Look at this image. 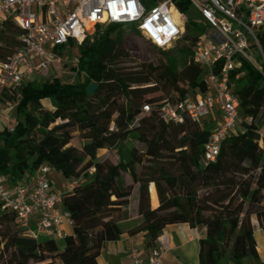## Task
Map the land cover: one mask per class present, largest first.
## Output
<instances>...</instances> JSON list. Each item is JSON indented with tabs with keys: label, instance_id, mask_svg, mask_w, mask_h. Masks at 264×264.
<instances>
[{
	"label": "trees",
	"instance_id": "trees-1",
	"mask_svg": "<svg viewBox=\"0 0 264 264\" xmlns=\"http://www.w3.org/2000/svg\"><path fill=\"white\" fill-rule=\"evenodd\" d=\"M173 2L187 15L188 0ZM123 27L136 33L131 25L99 26L102 32L81 42L77 82H31L3 94L5 102L16 105L17 115L13 132H0V176L6 185L29 179L44 164L76 184L61 195V206L72 220L61 250L52 238L26 236L15 215L0 204V264H97L104 245L121 235L122 209L135 187L140 223L127 234H143L145 250L155 248L167 226L187 225L204 230L198 264L258 262L252 220L264 233L263 76L241 60L231 80L244 117L242 132L225 138L215 161L205 162L211 125L202 129L188 119L165 120L160 113L166 103L205 91L202 69L190 59L204 27L187 17L183 37L167 51L155 49L163 56L159 65L131 59ZM21 36L11 20L0 23L1 62L20 49ZM255 36L264 56V31ZM90 84L96 89L87 96ZM157 93L161 96L152 97ZM44 98L52 110L42 107ZM75 136L80 148L70 145ZM128 141L141 149L126 148ZM101 150H114L117 162L100 161ZM149 191L154 205L157 198L155 209Z\"/></svg>",
	"mask_w": 264,
	"mask_h": 264
},
{
	"label": "built area",
	"instance_id": "built-area-1",
	"mask_svg": "<svg viewBox=\"0 0 264 264\" xmlns=\"http://www.w3.org/2000/svg\"><path fill=\"white\" fill-rule=\"evenodd\" d=\"M188 2L204 27L191 49L190 59L202 69L205 91L174 105L166 103L160 113L165 120L181 123L188 119L198 125L212 116L203 157L205 162H214L222 141L236 133L238 124L239 101L234 94L232 74L244 60L264 78V56L255 36V32L264 31V0ZM147 3L148 0H0V23L9 19L22 31L20 49L8 60L0 61L2 128L13 132L15 121L11 112L16 106L7 103L3 109V94L40 79L51 66L61 64V53L71 48L70 43L78 47L99 26L131 25L150 47L161 51L171 49L183 37L187 17L176 10L173 0H153L149 6ZM253 48L260 57L258 65L249 57ZM143 110L149 109L144 106ZM52 172L44 164L29 181L14 187H8L0 176L2 208L12 212L23 233L33 239L39 234L64 238L60 228L72 226L69 213L61 206L62 193L52 186ZM75 184L69 183L70 189ZM163 253L155 247L144 258L134 256L131 264H162Z\"/></svg>",
	"mask_w": 264,
	"mask_h": 264
},
{
	"label": "crops",
	"instance_id": "crops-1",
	"mask_svg": "<svg viewBox=\"0 0 264 264\" xmlns=\"http://www.w3.org/2000/svg\"><path fill=\"white\" fill-rule=\"evenodd\" d=\"M38 82V80L30 81ZM4 109V106L1 104ZM11 117L15 121L17 120L16 106L11 112ZM5 129L0 125V132ZM52 186L55 191L64 193L70 190L68 182L65 181L58 173L52 172L50 175ZM23 180L22 182H27ZM58 182V184H56ZM67 182V183H66ZM150 190V185H149ZM133 200V201H131ZM149 201L152 209L158 206L156 198V204L152 203L150 191ZM63 209V208H62ZM124 217L119 222L121 228V235L117 241L107 242L100 255L97 258V264H131L134 256L144 258L148 251L144 249L143 234L135 236H129L127 231L136 227L140 223V219L137 215V187L134 188L133 195L130 199L129 205L122 209ZM36 219L31 223V229H35ZM253 225V237L256 243V250L259 256L257 264L264 261V237L260 234L263 233L259 228L258 223L255 219L252 220ZM70 229L66 227L60 228L62 235L69 234ZM256 234L262 243V247H259L256 240ZM204 237V230L190 229L187 225H171L163 229L160 236L156 241V248L163 250L162 264H198V253H199V241ZM54 239L58 248L61 250L64 246L63 237L55 238L45 234H39L38 241H45L48 239ZM245 261V260H244ZM244 263V262H243ZM221 264H228L224 260Z\"/></svg>",
	"mask_w": 264,
	"mask_h": 264
},
{
	"label": "rangeland",
	"instance_id": "rangeland-1",
	"mask_svg": "<svg viewBox=\"0 0 264 264\" xmlns=\"http://www.w3.org/2000/svg\"><path fill=\"white\" fill-rule=\"evenodd\" d=\"M186 17H194L198 21H200L198 17V13L195 10V8L190 7L189 11L187 12ZM198 17V18H197ZM103 29L97 30V28L94 30L93 34L90 36L92 37L94 33L96 32H102ZM122 34L125 42V48L128 51L131 59L135 63H145V64H152V65H159L163 62V56L157 52V50L151 48L138 34L133 32L132 30L128 29L127 27L122 28ZM185 34V33H184ZM62 54V62L59 65H54L49 68V70L46 73H43L38 79V83H43L46 81H58L60 83L68 84V83H75L77 82V47H71L69 49L63 50ZM257 52L253 49L249 52V57L252 59V61L258 65V56ZM247 62V61H246ZM249 63V62H247ZM250 64V63H249ZM251 65V64H250ZM252 66V65H251ZM253 67V66H252ZM34 81V80H33ZM36 82V81H35ZM18 89V88H17ZM17 91V90H16ZM193 94L190 93L189 96H192ZM161 94L157 93L153 95L152 97H160ZM1 103L4 107L7 108V102H5V99H1ZM42 107L45 109L52 110L51 104L48 99L44 98L41 100ZM212 116L207 117L203 120L202 124L200 125L202 129L208 128L207 126L210 125ZM244 121V117L239 115L238 124L236 126L235 131L237 133L242 132L241 122ZM12 126H14V123H12ZM259 136H260V145L264 149V112H263V121L261 124V127L259 129ZM71 146H74L76 148L81 147V142L79 141L78 137L75 136L73 140L70 143ZM131 146H134L138 149H141V146L138 145L134 141H128L125 143L126 148H130ZM98 159L101 160H109L112 163L117 162V156L116 152L108 151V150H101L97 154ZM125 183L129 184L131 183L130 178L128 175H123ZM67 183V182H66ZM58 184V182H56ZM69 184V183H67ZM133 201V200H131ZM262 237H264V233L260 234ZM256 240L259 247H262V243L259 240L258 235L256 234ZM244 264H257L251 259H246L244 261ZM264 264V261L262 263Z\"/></svg>",
	"mask_w": 264,
	"mask_h": 264
},
{
	"label": "water",
	"instance_id": "water-1",
	"mask_svg": "<svg viewBox=\"0 0 264 264\" xmlns=\"http://www.w3.org/2000/svg\"><path fill=\"white\" fill-rule=\"evenodd\" d=\"M95 89H96L95 84H90L85 90L86 95L91 96L94 93Z\"/></svg>",
	"mask_w": 264,
	"mask_h": 264
},
{
	"label": "bare ground",
	"instance_id": "bare-ground-1",
	"mask_svg": "<svg viewBox=\"0 0 264 264\" xmlns=\"http://www.w3.org/2000/svg\"><path fill=\"white\" fill-rule=\"evenodd\" d=\"M176 15V13H174Z\"/></svg>",
	"mask_w": 264,
	"mask_h": 264
}]
</instances>
